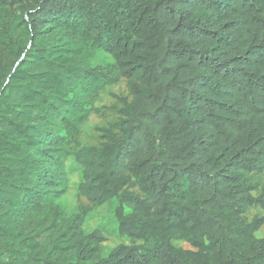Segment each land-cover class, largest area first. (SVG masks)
Returning <instances> with one entry per match:
<instances>
[{"label": "trees", "instance_id": "obj_1", "mask_svg": "<svg viewBox=\"0 0 264 264\" xmlns=\"http://www.w3.org/2000/svg\"><path fill=\"white\" fill-rule=\"evenodd\" d=\"M122 78V119L80 144ZM69 159L80 195L118 202L130 244L106 253L88 209L66 214ZM252 208L264 210V0H0V264H264Z\"/></svg>", "mask_w": 264, "mask_h": 264}, {"label": "rangeland", "instance_id": "obj_2", "mask_svg": "<svg viewBox=\"0 0 264 264\" xmlns=\"http://www.w3.org/2000/svg\"><path fill=\"white\" fill-rule=\"evenodd\" d=\"M113 62V58L100 52L96 61L97 64ZM132 100L127 86V81L122 78L118 83L109 85L102 93L101 98L95 103L97 110L91 114L88 122L82 127L79 136V143L83 145L99 146L104 141V134L114 130L115 125L122 119L124 106ZM69 171L70 185L68 191L62 198L63 209L66 214L71 215L79 209H88V217L84 224L86 232L101 230L104 235L105 252L109 253L113 248L121 244H130L131 240L121 235L118 230V220L114 214L117 203H106L101 206H94L84 196L80 195L78 183L81 179L79 166L74 160L66 162ZM258 213L264 214L261 208H252L247 214L248 219H253ZM258 237H264V226L257 232ZM178 245L189 248L185 241H178Z\"/></svg>", "mask_w": 264, "mask_h": 264}]
</instances>
